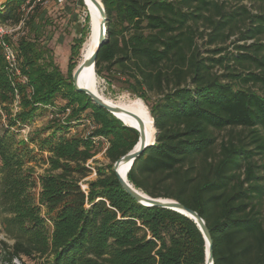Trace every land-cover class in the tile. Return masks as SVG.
<instances>
[{
  "label": "trees",
  "instance_id": "16d2710c",
  "mask_svg": "<svg viewBox=\"0 0 264 264\" xmlns=\"http://www.w3.org/2000/svg\"><path fill=\"white\" fill-rule=\"evenodd\" d=\"M27 1L8 0L0 12L1 24L26 18L23 29L35 32L16 47L27 84L10 78L0 46V105L7 115L2 125L0 112V225L14 241L0 240L4 263L51 255V264H205V241L192 220L144 207L120 185L113 165L139 135L75 90L72 75L86 34L72 47L65 77L38 47L34 25L43 6L27 12ZM101 1L108 40L96 74L141 98L158 132L129 181L152 198L197 212L213 239L214 264H264V0ZM16 91L21 111L13 116ZM59 96L66 102L59 112L69 110L64 122L54 118L56 127L43 130L51 134L32 137L36 150L18 140L12 130L55 106ZM87 111L95 125L87 138L57 137ZM238 128L249 134L233 135ZM226 130L230 136L218 145L217 133ZM96 137L110 139L111 163L97 169L86 195L79 181L89 173ZM38 152L49 153L51 170H60L41 177L51 239L31 192L35 181L23 170Z\"/></svg>",
  "mask_w": 264,
  "mask_h": 264
},
{
  "label": "rangeland",
  "instance_id": "374dc122",
  "mask_svg": "<svg viewBox=\"0 0 264 264\" xmlns=\"http://www.w3.org/2000/svg\"><path fill=\"white\" fill-rule=\"evenodd\" d=\"M8 0H0V12L5 9ZM245 5L249 7L252 12H256L254 5L245 2ZM28 12V8H25ZM40 15L34 25L35 28H39V36H38V47L46 52V55L53 59V62L60 68L62 73L65 77L68 76L69 70V61L72 53V47L76 44L79 38H82V32L86 34L83 39V43L80 46L79 56L75 60L77 65L81 61V52L85 42L87 41L88 37L90 36V26L86 25L87 19V10L84 6L82 0H66L63 3H58L57 0H53L49 6L43 7L40 10ZM83 33V34H84ZM34 30L31 28L23 29L21 35L16 39L18 40L23 36L27 35L29 38H34ZM236 37H232L230 42H234ZM17 43L15 45V54H16V66L19 70V74L16 72H10L7 69V72L11 79H17L21 81L23 84L28 83V78L22 75L20 61L18 57V51L16 50ZM199 45L203 46V41H199ZM202 49H206V47H202ZM231 51L234 48H230ZM2 56L3 55V51ZM5 61V58H4ZM6 64V61H5ZM7 68V64H6ZM76 69H74L75 71ZM74 73V72H73ZM98 76V75H97ZM99 82V91L102 95H104L107 99L112 101H119L121 98L130 97L133 99L139 98L137 96L132 95L128 91L121 89L116 84H109L108 81L100 76H98ZM30 93L32 92L30 88ZM141 99V98H140ZM142 100V99H141ZM155 100V97L152 96V101ZM144 102V101H143ZM145 103V102H144ZM66 102L63 100L62 96H59L56 100V105L53 107H48L46 112L38 113V115L28 124L22 127L21 130H16L15 132L17 135V139L24 141L26 143H30V139L32 137H36L40 135V137L48 136L53 132V130H48L45 134L43 130L49 127H56L54 125L55 119L61 120L60 122H64V120L69 115V112L62 114L59 112L64 106ZM146 104V103H145ZM152 104V103H151ZM146 106H148L146 104ZM149 108V107H148ZM11 112L13 116L21 111L20 105V97L18 92L16 91V98L12 105H10ZM0 112L2 114V125L7 124V115L2 110L0 105ZM59 115H56V114ZM91 111H87L82 115V119L80 123L76 124L73 123L72 127L68 131H60L57 133L58 138H87L95 128V125L90 119ZM55 118V119H54ZM90 122V123H89ZM2 125L0 126V130H2ZM243 131L241 128L236 129L233 132V135H236ZM3 132V131H2ZM243 137L247 136L249 133L248 131H243ZM219 145L222 141L227 140L230 136L228 130L223 131L221 133H217ZM249 141V140H248ZM94 142V153L95 156L90 159L86 164L85 167L89 170V173L86 177L82 178L79 181V186L81 190L88 195L90 189V183L95 182L98 179L97 169L99 167L108 166L111 162L106 156L107 150L111 146V141L105 137H96L93 139ZM30 148L36 150L33 144L30 143ZM49 153H40L38 152L36 157L32 159L31 162H27L24 166L23 170L26 173H31L32 177L35 181V187L31 188V192L35 195V204L38 207L40 213V218L44 221L46 225V229L48 231V236L51 239L53 232H54V225L49 217V210L45 204L40 202V194L42 192V183L41 177L48 175V174H59L60 170L52 171L49 163ZM78 178V175H75ZM1 219V218H0ZM0 240L7 242L9 245H12L14 241L10 239L3 231L0 225ZM4 255L0 250V264H5L3 261ZM20 264H51L52 263V256H45L39 257L35 256L33 258H22L19 261Z\"/></svg>",
  "mask_w": 264,
  "mask_h": 264
},
{
  "label": "water",
  "instance_id": "95a60500",
  "mask_svg": "<svg viewBox=\"0 0 264 264\" xmlns=\"http://www.w3.org/2000/svg\"><path fill=\"white\" fill-rule=\"evenodd\" d=\"M96 7L98 9L97 18V33L95 35L94 31L91 28V36H95V48L92 54L85 58L84 61L76 68L72 75V82L75 90L77 92H82L86 94L89 99L92 101L93 104L105 109L107 112L112 114L116 119L118 113H125L126 115L130 116L136 121V126H127L135 131H137L139 135V140L136 146L133 148L132 151L127 153L126 155L122 156L118 159L113 165V171L116 174L120 185L122 186L123 190L138 204L148 207V208H161L170 211H174L179 213L190 220H192L197 227L199 228L203 239L205 241V264H214V252H213V239L211 237L210 231L206 225L205 220L195 211L187 208L183 204L178 201L165 199V198H152L145 192L140 189H137L128 179V173L130 172L132 166L134 165L135 161L150 147L154 146L156 143V137L158 132L156 130L154 120L153 125L156 130L155 139L152 142L151 137L148 135L146 131V124L144 120L140 117L126 112V110L116 107L114 105L106 103L102 98H100L97 94L92 92L90 87L86 85H82V77L85 70L89 68H93L96 71V62L98 59L99 52L102 46L108 40V17L106 13V9L101 0L95 1Z\"/></svg>",
  "mask_w": 264,
  "mask_h": 264
},
{
  "label": "bare ground",
  "instance_id": "6f19581e",
  "mask_svg": "<svg viewBox=\"0 0 264 264\" xmlns=\"http://www.w3.org/2000/svg\"><path fill=\"white\" fill-rule=\"evenodd\" d=\"M84 3V6L87 10V19L89 20V26H90V36L88 37L87 41L85 42L82 52H81V61L79 62L78 66L84 61L85 58L89 57L94 48H95V36L92 37L91 35V28L92 31H94L95 35L97 33V24H98V18H97V12L98 9L96 7V4L93 0H82ZM98 1L99 0H95ZM77 66V67H78ZM82 85H86L90 87L92 92L97 94L100 98H102L106 103L114 105L116 107L122 108L126 110V112H129L131 114H134L138 117H140L142 120H144L146 124V131L148 135L151 137L152 142L155 139L156 130L153 125V118L151 116L150 110L148 106L141 100L140 98H130V97H124L121 98L119 101H112L107 99L104 95H102L99 91V82H98V76L96 74V71L93 70V68H89L85 70L83 73ZM117 117L118 120L123 123V125L127 126H136V121L131 118L130 116L126 115L125 113H118Z\"/></svg>",
  "mask_w": 264,
  "mask_h": 264
},
{
  "label": "built area",
  "instance_id": "2783aa9c",
  "mask_svg": "<svg viewBox=\"0 0 264 264\" xmlns=\"http://www.w3.org/2000/svg\"><path fill=\"white\" fill-rule=\"evenodd\" d=\"M53 0H28L27 4H30L28 12L33 9L36 5H41L43 7L49 6ZM66 0H57L58 3H63ZM25 19H23L18 25H4L0 23V46L3 51V55L7 64V69L10 72H16L19 74V70L16 66V54L15 45L16 39L23 32L25 25ZM69 112V110H67ZM90 123V122H89ZM19 259L13 261L14 264H20Z\"/></svg>",
  "mask_w": 264,
  "mask_h": 264
}]
</instances>
